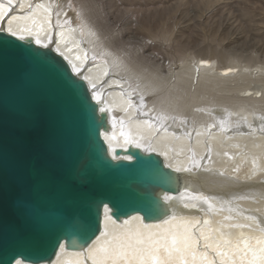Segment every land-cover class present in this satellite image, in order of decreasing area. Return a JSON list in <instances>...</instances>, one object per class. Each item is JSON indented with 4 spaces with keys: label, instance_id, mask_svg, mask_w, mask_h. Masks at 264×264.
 <instances>
[{
    "label": "bare ground",
    "instance_id": "6f19581e",
    "mask_svg": "<svg viewBox=\"0 0 264 264\" xmlns=\"http://www.w3.org/2000/svg\"><path fill=\"white\" fill-rule=\"evenodd\" d=\"M125 6L124 0H0L2 29L50 44L93 88L112 119L103 134L112 154L131 144L160 153L183 185L178 196L165 197L164 221L117 222L107 210L105 230L89 248L64 249L52 264H264V65L202 57L179 67L192 72L185 74L194 91L186 113L165 103L145 68L157 44L143 36L128 47L147 14ZM185 75L175 74L169 88L177 90ZM211 86L237 96L198 100Z\"/></svg>",
    "mask_w": 264,
    "mask_h": 264
},
{
    "label": "water",
    "instance_id": "95a60500",
    "mask_svg": "<svg viewBox=\"0 0 264 264\" xmlns=\"http://www.w3.org/2000/svg\"><path fill=\"white\" fill-rule=\"evenodd\" d=\"M2 26L0 264H52L64 249L85 251L107 210L117 222L168 218L165 197L183 191L180 173L132 144L112 154L103 137L112 119L84 76L50 44Z\"/></svg>",
    "mask_w": 264,
    "mask_h": 264
},
{
    "label": "rangeland",
    "instance_id": "374dc122",
    "mask_svg": "<svg viewBox=\"0 0 264 264\" xmlns=\"http://www.w3.org/2000/svg\"><path fill=\"white\" fill-rule=\"evenodd\" d=\"M124 2L125 8L129 11L134 13L141 8L138 13L136 12L137 15L143 9L141 12L147 14L144 29L135 36L136 39L134 36L129 38L131 43L128 47H137V39L139 37L142 39L143 36L146 37V42L157 44V48L151 53L152 60L149 57L150 62L145 68L155 76V84H159V94L166 99L165 103L182 107L186 113L192 110L194 91L191 90L189 83L191 77L185 75L190 71H182L178 69L179 67H193L197 59L202 57L216 58L221 65H264V0H124ZM70 13L73 17L77 14L75 9ZM153 13H156V17ZM149 16L152 18L148 20ZM171 65H175L173 74L167 71ZM179 72L185 77L177 90L169 88V83L176 80L174 75ZM224 86L227 89V85ZM219 88L224 89L211 86L204 89L205 91L201 90L198 100L214 102L237 96L236 93L219 92Z\"/></svg>",
    "mask_w": 264,
    "mask_h": 264
}]
</instances>
